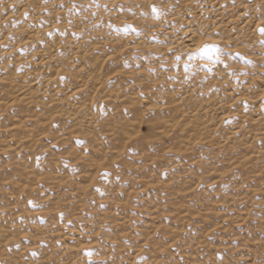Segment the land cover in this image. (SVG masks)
<instances>
[{
  "label": "rangeland",
  "instance_id": "374dc122",
  "mask_svg": "<svg viewBox=\"0 0 264 264\" xmlns=\"http://www.w3.org/2000/svg\"><path fill=\"white\" fill-rule=\"evenodd\" d=\"M262 29L264 0H0V264H264Z\"/></svg>",
  "mask_w": 264,
  "mask_h": 264
},
{
  "label": "bare ground",
  "instance_id": "6f19581e",
  "mask_svg": "<svg viewBox=\"0 0 264 264\" xmlns=\"http://www.w3.org/2000/svg\"><path fill=\"white\" fill-rule=\"evenodd\" d=\"M30 1L28 3L25 4V7H28V5H30ZM187 34L183 37L184 41L183 43H185L186 48L187 49H197L201 43L204 42H209V43H214V40L212 38H207V39H203L200 36H197V34L194 31L189 32L188 30L185 31ZM36 33H29L28 36H26L24 38L23 44H30L31 42H33V39L35 38ZM192 51V50H191ZM20 100V98H19ZM18 101L17 98L14 99V102ZM4 103L0 102V111L3 108Z\"/></svg>",
  "mask_w": 264,
  "mask_h": 264
},
{
  "label": "snow or ice",
  "instance_id": "6c2138e0",
  "mask_svg": "<svg viewBox=\"0 0 264 264\" xmlns=\"http://www.w3.org/2000/svg\"><path fill=\"white\" fill-rule=\"evenodd\" d=\"M261 31L264 32V29H262Z\"/></svg>",
  "mask_w": 264,
  "mask_h": 264
}]
</instances>
